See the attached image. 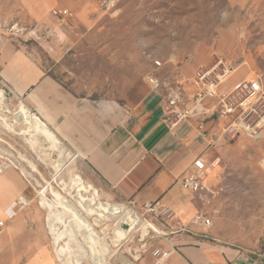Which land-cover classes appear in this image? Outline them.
Wrapping results in <instances>:
<instances>
[{
    "label": "rangeland",
    "instance_id": "374dc122",
    "mask_svg": "<svg viewBox=\"0 0 264 264\" xmlns=\"http://www.w3.org/2000/svg\"><path fill=\"white\" fill-rule=\"evenodd\" d=\"M99 2L64 0L73 14L66 22L49 14L38 23L6 28V37L64 90L93 101L132 104L148 73L172 81L177 64L192 74L218 57L232 62L237 78H261L264 84V0H120L115 15ZM8 87L0 83V166L18 172L27 185L31 204L25 214L38 235L37 254L46 252L47 264H142L157 249H169L181 227H195L210 241L232 247L248 248L260 237L264 140L222 134L209 148L204 158L213 164L210 185L216 193L194 201L195 214L207 215L212 227L185 222L169 209L166 215L146 214L153 229L143 223V208L128 209L127 200L107 188L43 114ZM99 203L121 214L111 207L96 212L100 216L82 210L84 204L98 209Z\"/></svg>",
    "mask_w": 264,
    "mask_h": 264
},
{
    "label": "crops",
    "instance_id": "0c3cea01",
    "mask_svg": "<svg viewBox=\"0 0 264 264\" xmlns=\"http://www.w3.org/2000/svg\"><path fill=\"white\" fill-rule=\"evenodd\" d=\"M55 9H64V0H0V78L14 96L25 98L43 114L113 194L133 200L138 208L161 200L189 223L199 212L195 214V196L182 188L180 180L199 157L212 168L204 157L212 145L219 144L227 126L214 113L215 102L206 101L192 118L171 128L163 122L162 93L152 91L145 81L142 95L132 104L76 97L47 75L25 48L6 37V28L41 22ZM176 71L193 75L188 66L177 64ZM235 73L236 69L220 93L246 79ZM26 190L18 172L0 175V221L5 223L0 228V264H47L46 252L37 254L38 235L32 219L16 203L21 195L29 199ZM200 231L191 227L175 236L166 259L147 255L141 263L264 264V230L248 248L221 245Z\"/></svg>",
    "mask_w": 264,
    "mask_h": 264
},
{
    "label": "built area",
    "instance_id": "2783aa9c",
    "mask_svg": "<svg viewBox=\"0 0 264 264\" xmlns=\"http://www.w3.org/2000/svg\"><path fill=\"white\" fill-rule=\"evenodd\" d=\"M120 0H100V8L105 13L117 14ZM68 9H55L52 16L63 22L72 17ZM172 57L169 62H174ZM157 67H161L160 61H155ZM235 67L231 61L224 57H218L210 63L200 64L192 76L187 77L176 74L172 81L160 78L155 72L148 73L144 81L154 92L163 95V122L168 126L175 127L178 124L188 121L194 115L197 107L206 101L215 102L214 113L216 116L227 122L224 133L231 138H246L251 141L264 139V84L261 78L243 79L237 82L228 92L220 93L222 86L232 77ZM0 83L5 87L8 85L0 78ZM9 88V87H8ZM6 168L0 166V175L5 173ZM210 174V167L202 157L197 158L190 166L185 175L181 178L182 188L201 198L215 195V191L208 184L207 177ZM17 206L19 211L26 210L30 200L21 195L18 197ZM126 207L135 209L136 203L127 200ZM144 213L140 214L143 223L152 227L146 214L154 216L166 215L169 209L164 206L161 200L144 205ZM195 225L210 228L212 220L202 212L193 217ZM5 223L0 221V228ZM186 231L183 227L178 233ZM170 252L157 249L154 256H159V261L166 259Z\"/></svg>",
    "mask_w": 264,
    "mask_h": 264
},
{
    "label": "bare ground",
    "instance_id": "6f19581e",
    "mask_svg": "<svg viewBox=\"0 0 264 264\" xmlns=\"http://www.w3.org/2000/svg\"><path fill=\"white\" fill-rule=\"evenodd\" d=\"M1 96H3V95H1ZM35 118V117H34ZM33 119V118H32ZM38 119V118H37ZM33 121V120H32ZM33 122H35L36 123V121H33ZM40 123V122H39ZM37 124H38V122H37ZM40 124H42L41 126H42V128H43V132H44V134L45 135H47V137L49 138V139H51V140H54V137H53V134H52V132L47 128V126L44 124V123H40ZM39 131V130H38ZM43 134V133H42ZM46 138V137H45ZM56 143V142H55ZM51 144H53V143H51ZM54 146V145H53ZM35 170V169H34ZM83 190H85V189H83ZM78 192H80V191H78ZM82 203V202H81ZM80 205V204H79ZM83 205V204H82ZM110 207L112 208L113 206H109V205H107V204H101V203H99L98 204V209H91V207H90V205L89 204H84V206H83V208H82V210L84 211V212H86V213H93V214H95V215H97V216H100V215H98V213H96V212H100V210L102 211V210H104V209H110ZM101 208V209H100ZM112 211H114V212H118V213H120L121 214V211H120V209L119 208H112L111 209ZM126 214L129 212L128 210H125L124 211ZM151 228H153L154 229V226H152Z\"/></svg>",
    "mask_w": 264,
    "mask_h": 264
},
{
    "label": "water",
    "instance_id": "95a60500",
    "mask_svg": "<svg viewBox=\"0 0 264 264\" xmlns=\"http://www.w3.org/2000/svg\"><path fill=\"white\" fill-rule=\"evenodd\" d=\"M124 227H126V226H124Z\"/></svg>",
    "mask_w": 264,
    "mask_h": 264
}]
</instances>
